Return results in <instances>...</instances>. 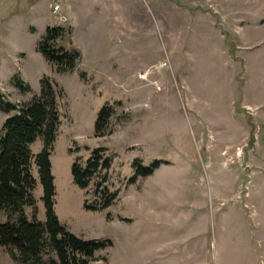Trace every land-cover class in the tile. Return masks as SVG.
Wrapping results in <instances>:
<instances>
[{
	"label": "rangeland",
	"instance_id": "374dc122",
	"mask_svg": "<svg viewBox=\"0 0 264 264\" xmlns=\"http://www.w3.org/2000/svg\"><path fill=\"white\" fill-rule=\"evenodd\" d=\"M47 28L78 54L73 70L39 53ZM44 78L62 90L54 213L77 237L110 241L90 264H203L219 224L247 245L258 222L250 206L264 200V0H0V135L15 114L1 105H27ZM42 148L41 138L30 146L35 188L22 217L44 223ZM95 149L110 167L81 190L72 164ZM154 162L151 175H135ZM12 253L0 246V264H19ZM52 256L45 250L40 264ZM229 256L237 264L242 252Z\"/></svg>",
	"mask_w": 264,
	"mask_h": 264
},
{
	"label": "trees",
	"instance_id": "16d2710c",
	"mask_svg": "<svg viewBox=\"0 0 264 264\" xmlns=\"http://www.w3.org/2000/svg\"><path fill=\"white\" fill-rule=\"evenodd\" d=\"M61 38L60 28H47L38 44V51L48 63L67 72L75 68L79 56L75 51L60 47L58 42ZM61 94V89L44 78L40 82L39 95L27 105L18 109L10 104L1 105L4 112L14 111L15 114L5 120L0 135V213L10 211L19 215L14 220L0 221V246L14 251L16 255L12 253V258L19 264H40L45 250L53 254L52 264H90L89 258L110 244L109 240L77 237L59 223L54 213L55 188L49 158L59 126L57 99ZM107 116L108 109L104 107L98 113L97 126ZM39 138L43 141V148L35 156V164L42 188L44 223L30 222L22 217L23 207L33 204L35 179L29 171L32 160L30 146ZM110 161L105 150L91 151L85 162L72 164L73 184L81 190L86 189L97 174L109 169ZM158 167V162L146 167L135 166V175L149 176ZM109 199L98 209L106 208ZM90 209L98 210L96 207Z\"/></svg>",
	"mask_w": 264,
	"mask_h": 264
},
{
	"label": "crops",
	"instance_id": "0c3cea01",
	"mask_svg": "<svg viewBox=\"0 0 264 264\" xmlns=\"http://www.w3.org/2000/svg\"><path fill=\"white\" fill-rule=\"evenodd\" d=\"M249 197L252 198V195ZM252 201V200H251ZM258 206L254 204V206H250L254 208L253 218H257L258 222L255 223L254 231L249 232V236L245 233L246 246L233 245V239L235 235L230 228H225L220 226L218 235L211 234L209 228V247H205L204 252V262L203 264H216L215 261L217 259V247L222 248L224 252L223 262L220 264H236L232 258H230V251L234 252H242V258L237 262V264H245L249 261L248 264H264V209L259 207L261 203L264 206V200L258 199ZM237 239V236L236 238ZM212 249L213 252H212ZM211 255V257H210ZM248 259V260H247Z\"/></svg>",
	"mask_w": 264,
	"mask_h": 264
}]
</instances>
